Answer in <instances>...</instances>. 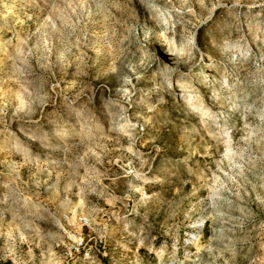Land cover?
I'll return each instance as SVG.
<instances>
[{"label": "rangeland", "instance_id": "rangeland-1", "mask_svg": "<svg viewBox=\"0 0 264 264\" xmlns=\"http://www.w3.org/2000/svg\"><path fill=\"white\" fill-rule=\"evenodd\" d=\"M0 264H264V0H0Z\"/></svg>", "mask_w": 264, "mask_h": 264}]
</instances>
